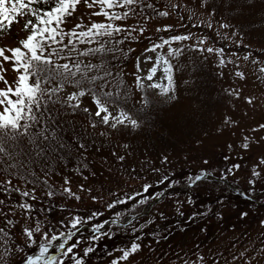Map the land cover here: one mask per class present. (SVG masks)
Returning <instances> with one entry per match:
<instances>
[{"label": "snow or ice", "instance_id": "snow-or-ice-1", "mask_svg": "<svg viewBox=\"0 0 264 264\" xmlns=\"http://www.w3.org/2000/svg\"><path fill=\"white\" fill-rule=\"evenodd\" d=\"M181 11L188 14L192 27H206L213 30L215 37L248 49L245 33L239 29L257 11L264 21V0H167L163 9L156 0H0V264H87L95 244L77 251L79 246L85 239H110L112 232L102 229L109 223L119 225L123 214L115 212L110 221L93 223L102 215L99 210H77L96 204L113 209L125 200L133 201L132 209H137L152 198L142 195L152 188L142 182L141 191L126 195L124 200L113 198L107 202L104 182L124 181L125 177L143 180L137 165L143 170L152 165V160L143 153V159L137 156L135 139L159 118L154 114L158 104L177 99V73L183 79L188 70V65L178 61L186 52L206 54L205 60L211 56L218 69L233 65L231 75L239 81L247 79L248 73L238 63L240 57L235 53L231 58L226 56V48L216 46L209 35L173 32L174 27H183L173 23H157L150 30L153 20L170 18L173 13L183 21ZM14 24L20 25L18 31L23 35L13 38ZM210 39L212 44L208 43ZM128 40L147 41L130 73L117 66L118 61H126L127 53L135 51L132 47L127 53L123 51ZM242 59L251 62L253 68L248 71L257 80H264V59L252 58L251 52ZM195 72L193 63L191 76L183 79L186 86L194 84ZM218 74L224 76L222 70ZM226 92L230 99H242L254 106L256 98L242 96L240 87H230ZM238 124L230 115H224L213 127L219 136ZM250 131L251 136L243 135L238 145L228 144V149L248 151L253 144L264 142V135L255 136L257 131L264 132V123L258 122ZM204 136L208 138L209 133ZM196 144L201 146L203 141L197 138ZM95 156L100 157V168L94 167ZM159 160L161 166L170 163L164 152ZM202 163L210 167L209 159ZM239 169L240 164H232L222 170L220 180ZM151 171L160 172L161 168L152 166ZM213 172L201 167L194 177L188 176V188L208 179ZM249 175V185L256 184L257 178L264 180V152L253 162ZM169 176L163 175L156 183L169 181ZM177 183L171 180L167 187ZM109 196L115 197V193L110 191ZM176 203L175 211L183 217L180 202ZM186 203H193L191 196ZM217 203L220 207L214 216L222 221L231 209L223 197ZM237 211L242 218L248 216L245 211ZM209 214H213L211 208L193 212L187 219ZM159 218L165 219L163 211ZM154 219L147 220V224ZM85 225L91 227L86 237L82 235V230L87 231ZM259 225L264 228V219L259 220ZM131 231L136 233L137 228L132 226ZM180 231L184 229L180 227ZM143 235L141 232L124 247L114 249L115 254L106 253L107 264H146L145 258L137 259L145 247L154 253L152 264H229L218 252L206 254L199 249L191 257L176 254L173 260L168 252L155 253L150 245L142 244ZM148 235L157 243L168 239L159 232ZM254 261H264V244L251 253L245 248L231 254V264Z\"/></svg>", "mask_w": 264, "mask_h": 264}, {"label": "rangeland", "instance_id": "rangeland-1", "mask_svg": "<svg viewBox=\"0 0 264 264\" xmlns=\"http://www.w3.org/2000/svg\"><path fill=\"white\" fill-rule=\"evenodd\" d=\"M173 2H175V0H173ZM166 3L167 0H156V4L160 9H163ZM192 3H194V1H192ZM77 15H79V13H77ZM85 15H87V13H85ZM180 15H184L185 18L183 21L179 20V15L177 13H173L170 18H157L150 23V30L151 26L157 23H173L174 25L183 24L182 28L174 27L172 30L173 32L191 31L196 35H209L215 39L216 46H224L226 48V56L231 58L232 54L235 53L236 56L240 57L238 63L242 70L247 69V79L244 81H239L234 76H232L231 72L233 71V65H227L223 69H218L215 60L211 56H208L207 60H205L203 59V56L206 54L192 52L191 50L186 52L184 54V58L178 61V63L181 65H188V70L185 72L183 79H188L191 76V66L193 63H195L196 72L194 84L186 86L183 83V79L180 78V74L177 73V99L175 101L168 102L166 108L163 109L164 114L162 117L164 121H168L170 124L174 123V125L178 127L177 130H172L174 137L178 136L179 138H183V136H188V138L185 139L184 144L179 145L167 152L170 163L164 164L162 166L159 160V153L157 155L155 153L151 154L148 152L138 151V157H140V153H143V156L149 157L152 160V165L147 166L143 170H141L139 165H137V171L140 172L143 180L131 181L127 180V177H125L124 181H105L103 192L104 200L110 202L111 199L114 198L109 196L110 191L115 193V197H117L120 193H126V191H129L130 193L137 192L140 190L142 182H147L149 184H153V186H156L158 185L156 180L158 178L162 179L163 175L165 174H170V176L185 175L191 169L195 171L194 173L198 174V171L201 167H207L208 171L214 170L213 175L220 177V175L223 174L222 170L229 168L234 163H238L240 164V169L235 173L226 176L225 179L222 180L223 182L218 183L225 187H227L226 184L230 185V183H233L235 186H238L242 191L245 192V195H243V198H246L245 200L248 199L247 196L249 195L251 198L255 196V198H260L258 203L259 205H262L264 204V180H259V178H257L258 182L253 185L247 184V180L251 178L249 173L251 171L253 162L258 160L260 153L264 152V142L259 145L253 144L251 149L248 151H242L239 149V147H235L234 150H229L227 145H238L243 135H252L250 130L251 128L255 127L258 122L264 123V80H257L252 72L248 71L249 69L253 68L251 62L249 61L246 63L242 59L243 56L248 52H251L252 58L254 59L257 57L264 59V53H262V49H264V41L259 40H264V37L244 39V43L248 44L249 48H237L231 42L215 37V33L211 29H207L206 27H192L188 21V14L186 12L181 11ZM130 23L134 24L135 21L132 20ZM69 24H71V20L69 21ZM18 35L23 34L17 29L15 30V36L17 37ZM158 35L166 36L167 34L159 33ZM213 39H210L208 43L212 44ZM140 42L141 44L139 46L135 45L133 47L138 56L143 53V48L147 46L146 40H141ZM192 43H195V40H193ZM120 62H123V64H119L117 66L123 68L125 72L130 73L133 64V58L129 57L126 59V61L121 60ZM221 70L224 72V76H220L218 74ZM205 74H207V79L211 82L208 98H205L201 95V86H197L198 81H202L203 75ZM237 86L242 89V96L253 95L256 98L254 101V106L247 105L242 99L232 100L229 98L226 90L230 87ZM252 91H254V93H252ZM214 93L217 94V96H214ZM208 99H210L211 104H208L210 106L206 107ZM224 115H230L233 119H236L239 124L237 127L225 130L223 135L218 136L213 125L218 124ZM198 120H200V125L204 127L194 131L192 122L196 123ZM205 132L209 133L208 138H205ZM261 135H264V132L257 131L255 133L256 137ZM197 138L203 141L201 146L196 144ZM186 141L190 142L187 143ZM225 156L229 157L230 159L228 165L227 160L224 159ZM99 158H97V164H99ZM140 158L143 159V157ZM204 159L210 160V167L203 165L202 162ZM152 166L161 168V173L156 175V172L151 171ZM179 167L185 169L178 171L177 168ZM97 168H100V165ZM75 183L76 181L74 179L73 185H75ZM197 192L202 194V191L199 189ZM218 196L219 198L225 197L226 199L224 198V204L229 209H231V211L226 214V217L238 215L237 205H235L233 200H229L228 196L223 192H218ZM186 199L187 198L184 197H178L174 198V201H170L163 207L158 204L155 205L151 216V219L153 217H155V219L152 223L158 224L161 221H167L171 219L170 217L178 215L175 211L176 207L178 206L176 201L180 202L179 206L185 215V210H187L189 206V204L186 203ZM241 203L240 209L238 210H245V212L248 213V216L246 221L244 223L242 222L240 229L234 231L232 230L229 233L226 232L222 235L223 237L217 240H210V238L207 237L205 241L204 236H198L194 238L188 235L176 238L174 243L180 244L181 239L186 240L185 243L181 244V246L185 244H192L191 247L186 249L188 251L191 250L193 254L197 249H199V247H201L196 243H202L204 246L200 250L201 252L206 254L218 252L221 256V259L228 260L229 264H231V254L242 251L245 248H247L250 253L253 250L259 249L261 245L264 244V228L259 225V220L264 219V210L260 209L251 211L247 206L248 204L246 205V201L242 200ZM232 205H235V208H232ZM89 207L101 210L100 212L105 211V208L102 206V204L90 205ZM219 207L220 206L216 201L215 210H218ZM81 208L84 207L81 206ZM251 209H254V207ZM160 211L164 212L165 219L159 218ZM122 224L125 225V223ZM154 227L157 226L154 225ZM82 232L84 231L82 230ZM87 232H91V229L87 228ZM83 246L84 245L82 243L77 251H81ZM50 252H54V249H50ZM145 253V251H142L140 257L137 259L139 260L141 257H143L145 258L146 264H152V256L154 254H146V257ZM157 253H160V251H157ZM193 254L188 256L191 257ZM253 264H257V262L254 261ZM259 264H264V261L259 262Z\"/></svg>", "mask_w": 264, "mask_h": 264}, {"label": "trees", "instance_id": "trees-1", "mask_svg": "<svg viewBox=\"0 0 264 264\" xmlns=\"http://www.w3.org/2000/svg\"><path fill=\"white\" fill-rule=\"evenodd\" d=\"M195 2V0H192ZM225 15H232L230 13H225ZM241 31L245 33L244 38H262L264 37V21H261L260 19V13L257 11L251 18L249 23H245L240 26ZM260 41H264L263 39H259ZM137 41L135 44H138ZM128 43L127 41L123 44V51L126 53V47ZM119 55V54H118ZM127 57H132L131 53H127ZM118 63V62H117ZM200 87L201 95L205 98H208L209 91L211 88V82L207 79V74L203 75L202 81H198V85ZM214 87V83H213ZM214 96H217V94L214 93ZM211 104L210 99H208V102L206 104V107H209ZM164 106L163 105H157L154 114L155 116L159 117L156 119L155 124L152 125V127L145 132L141 133L139 137H136L135 144L138 146L139 151L142 152H148V153H155L160 155L161 152H164L167 154L168 151L172 150L173 148L184 144L185 139L188 138V136L183 138H179L178 136H173L172 130H177V126L174 125V123H168V121L163 120V114H164ZM192 127H194V131H197V129L203 128L204 126L200 125V120L196 121V123L192 122ZM187 132V131H186ZM191 133V132H188ZM184 140V141H182ZM189 143L190 141H186ZM91 152V149L89 150ZM97 158L99 156H95V159L97 161ZM100 164L95 163L94 167L97 168ZM182 169L185 168H177L178 171H182ZM195 171L191 169L188 171L185 175H175V176H169V181H166L164 184H158L156 186L152 185V188L148 193H142V195H151V199L148 200L144 205H138L137 209H132V203L133 201L125 200L124 204H116L114 205L113 209H107L105 208L104 212H101L102 215L99 217H95L93 220V223L103 221H110L111 219L115 218V212H120L123 215L120 218V223H123L127 218H130L134 215H137V212L141 213L143 212L142 209H144L151 201H153L156 196V192L162 193L163 190H165L167 187V184L171 180H177L179 183L174 184L172 188L169 189L168 193L165 196H161L159 199L158 205H161L162 207L165 206L167 203L172 201L173 198L176 197H188L191 196L193 203L189 204L187 210H185V215L183 217L179 215H175L173 217H170L171 219L167 221H161L158 224H147V220L151 219L152 216V210L146 214L142 215L138 219H135L132 223H130L127 226H123L122 224L119 225H107L106 228H104L102 231L105 233L112 232L111 238L103 237L97 241H87L86 239L83 241L84 246H91L92 244H95L94 252L93 254H90L87 260V264H107V261L109 259V256L106 253L113 252L114 249H118L120 247H124L130 240L134 239L136 235L140 234L141 232L144 233L142 237V244L145 246L150 245L154 250L155 253L157 251L160 252H168L169 256L174 260L175 255H190L193 254V252L190 250L188 251L186 248L191 247L192 244H185L181 246V244L185 243L186 240L181 239L180 244L174 243L175 239L182 236H190V237H198L201 236L205 238L209 237L210 240H217L221 237L224 233H229L232 230L240 229L242 226V222L244 223L247 219V217H240L238 215H233L231 217H226L222 221H217L214 216L215 212V205L216 201H218V190L215 188L218 186L216 183H208L207 181L198 182L195 185H193L192 188L187 189L186 191L180 190L179 187L181 185L187 184V178L188 176H195ZM161 172H156L155 174L158 175ZM154 174V175H155ZM201 190L202 194L198 193L197 190ZM141 191V188L140 190ZM137 191V192H139ZM133 193V192H132ZM129 191H126V193H120L117 197L118 199H125L126 195H131ZM223 193H225L228 196V199L233 200L235 205H237V210L240 209L241 203V197L238 195H232L230 192L223 190ZM217 197V199L215 198ZM215 198V199H214ZM225 198V197H224ZM223 198V199H224ZM139 199V197H133V200ZM226 199V198H225ZM260 198L255 199L259 200ZM248 204V205H247ZM246 205L248 206L249 210H264V205H254L251 201H247ZM254 209H251L253 208ZM211 208L213 210V214H209L208 216L204 218L195 217L194 220H188L187 217L192 215L193 212H205L207 209ZM98 209H95L93 207H89L87 209L79 208L77 211L80 213H84L85 211H95ZM101 211V210H99ZM242 211V210H241ZM245 211V210H244ZM234 213V211H233ZM254 217V216H252ZM180 222V227L184 229L183 232L180 231V227H177V222ZM144 224L145 227L143 229L140 228V225ZM246 224V223H245ZM156 225L157 227H154ZM88 226L90 229V225ZM132 226H135L137 228V232L133 233L131 231ZM200 228H205L206 231L201 232ZM229 229V230H228ZM63 230V229H61ZM159 232L161 236H168L167 240L161 239L159 243H157L154 240V237L152 235H148V233H156ZM90 232H82V235L85 237ZM205 243V242H204ZM199 244L201 247H199V250L203 248L204 245L202 243H196ZM83 246V247H84ZM145 256L147 255H153L154 253H149L147 247L144 248ZM113 254H115L113 252ZM147 254V255H146ZM70 264V262H69Z\"/></svg>", "mask_w": 264, "mask_h": 264}]
</instances>
